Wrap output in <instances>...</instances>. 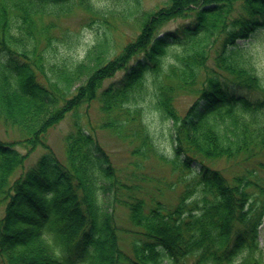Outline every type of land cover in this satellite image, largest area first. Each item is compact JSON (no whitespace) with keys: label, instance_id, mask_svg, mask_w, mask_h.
Segmentation results:
<instances>
[{"label":"trees","instance_id":"16d2710c","mask_svg":"<svg viewBox=\"0 0 264 264\" xmlns=\"http://www.w3.org/2000/svg\"><path fill=\"white\" fill-rule=\"evenodd\" d=\"M139 5H128L141 13L122 46L98 29L76 60L67 48L79 35L63 18L103 9L0 0V117L26 147L0 140V264H264V85L237 46L264 28V0ZM182 95L193 99L179 108ZM91 102L102 114L95 126L130 144L125 165L113 166L96 127L78 119L64 162L48 146L49 128ZM150 112L165 121L168 153L144 121ZM37 145L47 151L24 169ZM150 158L169 172L155 181L160 198L147 200ZM166 190L177 192L173 204ZM118 207L132 226L117 221Z\"/></svg>","mask_w":264,"mask_h":264},{"label":"rangeland","instance_id":"374dc122","mask_svg":"<svg viewBox=\"0 0 264 264\" xmlns=\"http://www.w3.org/2000/svg\"><path fill=\"white\" fill-rule=\"evenodd\" d=\"M139 8L145 10H153L154 8L160 7L164 4L165 0H139ZM95 6L103 9L104 13L102 16H92V20L89 18V14L83 9H76L68 17L63 18V25L76 31L79 35V41L76 42L74 47H69L67 50L71 53L69 56L73 59H81L84 56V51L98 36L96 34L98 29H103L105 27L110 29V35L113 40H118V45L122 46L126 39L134 35V29L136 28L135 21L137 16L140 15V11L137 12L138 15L135 16V11L133 9L130 11L129 6L132 0H90ZM127 13L125 17L122 14ZM181 22L180 19H176L167 23L163 29H174ZM238 47L244 48L242 57L249 58L253 61L255 71L257 76L260 78V82L264 85V28L257 29L253 35L247 39L239 40ZM61 51L63 48L58 47ZM193 97L189 96H179L177 104L179 108L185 107ZM102 114L99 110L98 104L96 102H91L89 104H84L80 106L76 112L69 111L65 116L54 126L49 128L46 133V142L48 146L53 151L55 157L59 162H64L66 159L65 154V135L72 129L73 120L78 119L83 127L91 125L95 126L101 121ZM144 121L148 125L149 130L152 132L154 142L158 147L168 153V148L170 144L169 131L166 127L165 121L162 120L155 112H150L144 118ZM85 125V126H84ZM95 136L98 140L99 145L108 153L111 163L116 168L125 165L128 157L129 160L132 158L130 154L131 146L128 143L121 141L112 131L95 126ZM21 139L20 131L12 125H6L2 118L0 117V140L5 142L13 143L16 150L21 153H25L26 147L19 143ZM47 151V148L43 145H37L26 157L24 161V169L34 165L38 158ZM129 154V155H128ZM145 170L148 176L152 180L150 183L144 184L148 194H145V198L150 200V195L153 194L160 198L156 193V186H154L155 181L161 179L163 175H167L169 170L162 164L157 163V160L150 158L145 161ZM218 166V164L216 163ZM219 165L224 166L225 164L221 160ZM231 167L229 166V170ZM123 170V169H122ZM176 191L173 192L166 190L162 200L169 201L173 204L176 201ZM126 210L122 207L116 209L117 221L123 226H132L130 221L126 216ZM126 237L128 235L126 234ZM125 237V238H126ZM258 243L259 248H261V253L264 257V217L261 224L259 225L258 233ZM163 264H167V260L162 261Z\"/></svg>","mask_w":264,"mask_h":264}]
</instances>
